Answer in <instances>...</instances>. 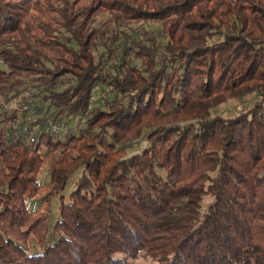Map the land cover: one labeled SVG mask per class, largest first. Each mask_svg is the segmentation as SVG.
<instances>
[{"label": "trees", "instance_id": "16d2710c", "mask_svg": "<svg viewBox=\"0 0 264 264\" xmlns=\"http://www.w3.org/2000/svg\"><path fill=\"white\" fill-rule=\"evenodd\" d=\"M0 58V264H264V0H0Z\"/></svg>", "mask_w": 264, "mask_h": 264}, {"label": "built area", "instance_id": "2783aa9c", "mask_svg": "<svg viewBox=\"0 0 264 264\" xmlns=\"http://www.w3.org/2000/svg\"><path fill=\"white\" fill-rule=\"evenodd\" d=\"M33 93L23 90L9 101L10 107L23 111V116L20 118L19 123L16 124L14 120L6 122L7 125L12 126L13 132L11 136L13 139L24 136L29 140H34L36 132L41 125L43 126V130L50 135H68L79 130V127L84 122V117L75 116L68 121H62L53 120L51 116H46L42 120L41 113L38 112L35 106L31 105ZM91 96L93 97V95Z\"/></svg>", "mask_w": 264, "mask_h": 264}, {"label": "rangeland", "instance_id": "374dc122", "mask_svg": "<svg viewBox=\"0 0 264 264\" xmlns=\"http://www.w3.org/2000/svg\"><path fill=\"white\" fill-rule=\"evenodd\" d=\"M35 94L36 93H33V95H32L33 98H31V101L37 100V96H35ZM92 95H93L92 103H94V99L97 96L96 91L95 92L93 91ZM26 97H28V96L26 95ZM31 105L34 106L32 103H31ZM240 106H241V103L239 101H237L235 99H230L227 102L221 103L216 108H214V112L215 113L219 112L223 115H230V114H233L234 112H236V110ZM136 148H138V143L132 144L129 149H136ZM78 173L79 172H75L68 177V181H67L65 188H64V191H63L64 195H67L69 190L73 187L74 181H75L76 177L78 176ZM49 177H50L49 170L44 166L37 176V183L42 186L49 180ZM41 193H43V190L40 191L36 196L28 197L26 199V203H27L29 209L41 208L44 205V200L41 199L40 195H39ZM144 261H145V259L142 256H137L136 258L132 259V262H133L132 264H141Z\"/></svg>", "mask_w": 264, "mask_h": 264}]
</instances>
